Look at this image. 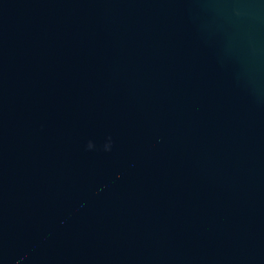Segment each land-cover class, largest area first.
<instances>
[{
    "label": "water",
    "instance_id": "1",
    "mask_svg": "<svg viewBox=\"0 0 264 264\" xmlns=\"http://www.w3.org/2000/svg\"><path fill=\"white\" fill-rule=\"evenodd\" d=\"M0 264H264V0H0Z\"/></svg>",
    "mask_w": 264,
    "mask_h": 264
}]
</instances>
